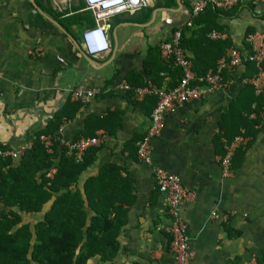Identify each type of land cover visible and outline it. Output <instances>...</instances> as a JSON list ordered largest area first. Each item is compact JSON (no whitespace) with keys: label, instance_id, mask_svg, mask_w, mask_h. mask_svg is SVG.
<instances>
[{"label":"crops","instance_id":"obj_1","mask_svg":"<svg viewBox=\"0 0 264 264\" xmlns=\"http://www.w3.org/2000/svg\"><path fill=\"white\" fill-rule=\"evenodd\" d=\"M188 3L154 0L148 8L106 20L102 25L108 49L91 56L82 47V36L96 22L85 0H35V5L30 0H0V147L33 143L35 133L67 103L81 106L77 112L68 111L72 118L57 130L61 146L64 140L83 137L86 118L113 116L106 124L111 134L100 129L109 138L79 178L82 186L97 177L102 166L112 164L126 182L119 205L126 211V222L112 264H177L165 231L166 196L152 168L136 156V143L148 129L155 99L136 100L118 87L147 81L162 88L176 84L178 70L160 60L158 47L183 26ZM250 7L207 11L198 17L194 32L184 31V38L205 62L219 53L215 43L203 45L210 31L224 33L223 42L246 56L249 31L264 34V5ZM255 74L243 63L225 79L231 82L228 91L166 115L165 129L151 141L153 163L179 175L191 193L180 211L193 252L189 264H244L250 257L264 264V125L245 130L249 142L236 150L230 174L223 173L219 162V129L229 106L250 87L245 81ZM96 88L102 94L85 104L70 99L71 90ZM4 209L0 204V212ZM89 264H99V259Z\"/></svg>","mask_w":264,"mask_h":264},{"label":"trees","instance_id":"obj_2","mask_svg":"<svg viewBox=\"0 0 264 264\" xmlns=\"http://www.w3.org/2000/svg\"><path fill=\"white\" fill-rule=\"evenodd\" d=\"M250 6L240 7L252 9ZM236 8L239 7L232 9ZM207 11L222 12L207 8L203 13ZM198 17L193 26L185 30L194 32L192 28L199 22ZM75 25L79 26L77 21ZM209 30L204 31L203 36ZM253 33L249 31L247 36ZM203 40V45L215 43L219 50L213 60L206 61L209 64H206L205 57L198 58L184 33L181 40L183 48L193 54L189 58L193 72L199 77L213 70L217 60L231 47L219 40ZM158 55L164 62L159 48ZM245 65L256 72L254 65ZM180 77L178 70L177 82ZM227 77L225 74L224 79ZM253 93L252 88L244 87L229 106L228 116L219 129V139L230 142L245 130L258 127L264 98H255ZM80 106L67 103L45 129L35 133L32 148L17 161L0 160V204L5 207L0 212V264H89L92 259H99V264H112L119 254L118 238L126 222V211L119 206L123 202L120 193L126 182L121 180L118 168L112 164L104 165L97 177L85 180L80 186L79 178L93 163L99 147L89 149L83 160L76 163L65 154L59 141H55L52 154L47 153L40 141L43 135L57 136L63 120L72 118L68 111L77 112ZM251 115L255 118H250ZM112 119V115L86 118L82 136H93L100 129L107 130L106 124ZM51 168L56 171L52 178H47L46 172ZM21 213H42V219L34 225L26 224L21 220Z\"/></svg>","mask_w":264,"mask_h":264},{"label":"built area","instance_id":"obj_3","mask_svg":"<svg viewBox=\"0 0 264 264\" xmlns=\"http://www.w3.org/2000/svg\"><path fill=\"white\" fill-rule=\"evenodd\" d=\"M154 0H85L86 11H88L96 22L94 29L86 31L82 36V47L86 53L96 56L107 51L105 28L102 25L106 20L121 16L125 13H136L148 8ZM264 5V0H189L188 17L183 26L178 27L169 40L159 45L161 59L173 68L180 71L179 81L171 88H162L147 81L144 85L130 88L126 83L120 85L119 90L129 92L133 99L143 100L147 97L155 99L154 108L149 117V126L145 134L136 143L137 160L152 168L156 185L159 191L166 196L169 225L165 231L170 238V251L175 257L177 264H189L193 252L190 249L186 234V224L181 217L180 211L184 203L191 198L190 191L183 184L182 178L157 166L152 160V139L159 137L165 129V117L176 112L187 104L199 103L216 93H224L230 89L231 82L224 79V75L232 73L243 65L250 63L254 65L256 74L245 85L250 86L256 97L264 98V34L253 33L247 36L249 54L243 55L238 49L228 48L224 56L217 60L213 70H209L204 76H196L193 72V64L181 44L182 35L186 28L193 26V21L207 8H214L221 11H228L234 7L245 5ZM210 40H226L224 33L210 31L207 35ZM70 99L74 102L85 104L91 99L102 94L101 89L82 91L74 89L69 92ZM250 118H255L251 115ZM259 127L264 125V107L259 114ZM109 138L104 130H98L93 136L80 137L75 140H64L62 146L65 154L76 163H80L85 153L91 148L101 147ZM249 137L242 133L232 141L223 142V154L219 157L220 167L225 175L231 173L232 162L235 152L239 148H245ZM57 136L43 135L40 141L47 153H53V147ZM32 148V143L20 145L15 149L0 147V160L8 159L11 162L17 161L27 150ZM55 168L46 172L47 178H52ZM244 264H260L256 257H250Z\"/></svg>","mask_w":264,"mask_h":264},{"label":"rangeland","instance_id":"obj_4","mask_svg":"<svg viewBox=\"0 0 264 264\" xmlns=\"http://www.w3.org/2000/svg\"><path fill=\"white\" fill-rule=\"evenodd\" d=\"M42 213L37 214V215H27V214L21 213V220L23 223L34 225L40 219H42Z\"/></svg>","mask_w":264,"mask_h":264},{"label":"water","instance_id":"obj_5","mask_svg":"<svg viewBox=\"0 0 264 264\" xmlns=\"http://www.w3.org/2000/svg\"><path fill=\"white\" fill-rule=\"evenodd\" d=\"M36 1H38L39 3H42V2H43V0H36ZM30 2H31L33 5H35V0H30Z\"/></svg>","mask_w":264,"mask_h":264}]
</instances>
